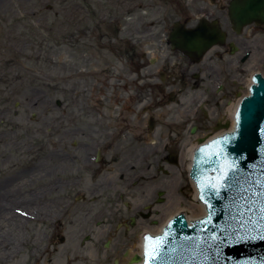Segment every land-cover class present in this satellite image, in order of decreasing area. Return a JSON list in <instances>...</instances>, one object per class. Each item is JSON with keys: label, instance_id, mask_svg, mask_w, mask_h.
<instances>
[{"label": "flooded vegetation", "instance_id": "1", "mask_svg": "<svg viewBox=\"0 0 264 264\" xmlns=\"http://www.w3.org/2000/svg\"><path fill=\"white\" fill-rule=\"evenodd\" d=\"M263 1L258 0L259 8L245 9V0H182L162 15L161 23L144 24L161 26L163 33L152 37L164 34L170 57L157 62L125 52L127 68L120 76L107 72V78L81 69L79 83L86 88L93 80L91 91L53 98L45 106L51 115L46 127L40 122V101L19 100L10 113H24L25 122L33 123L32 132L26 127V138L7 139L8 114L0 111V165L7 170L0 182L8 191L0 215V250L18 254L25 248L24 234L32 232L40 234L41 246L31 250L26 264H131L139 260L140 239L145 257L146 236H161L181 214L188 218V210L178 205L186 189H193L195 155L202 145L189 167L192 143L229 128L230 101L250 93L258 74L264 77ZM118 5L122 14L109 20L102 14V21L126 18L125 0ZM87 15L71 17L81 36L87 34ZM196 29L209 38L216 35L204 53L172 42L176 34L182 38ZM117 78L128 88L108 91ZM168 208L181 212L167 218ZM161 224L159 233L146 231Z\"/></svg>", "mask_w": 264, "mask_h": 264}, {"label": "rangeland", "instance_id": "2", "mask_svg": "<svg viewBox=\"0 0 264 264\" xmlns=\"http://www.w3.org/2000/svg\"><path fill=\"white\" fill-rule=\"evenodd\" d=\"M113 1L115 3H112ZM119 1L0 0V5L6 6L0 9V102L7 103L5 106L0 105V111L8 114V140L14 137L26 138V127L30 126L29 132H32L33 123L25 122L24 113H19L17 117H12L10 113L16 108L14 106L19 100L31 101L35 98L40 101V122L46 127L51 122V115H47L45 106L53 98L63 99L71 93L81 94L86 92L85 89L91 91L93 80L86 88L84 84L79 83L81 69L86 74L107 78V72L120 76L122 69L127 68L123 60V57H126L125 52L133 53L139 58L155 57L157 62L167 55L170 57L164 34L160 39L152 37L161 34V31L163 33L161 26H149L152 30L147 31L146 28L149 27L144 24L156 19L161 23L162 15L168 10L171 11L174 5L177 6L182 0H125L127 9H130L126 18L122 20L121 17L122 21H108L109 17L120 15ZM76 3H79L80 7L74 12ZM166 4H169L170 8L164 7ZM81 5H84V9ZM77 13L86 17L87 14L90 15L84 22L86 27L89 26L85 36L77 33L72 22V15ZM102 14L108 17V23L102 21L105 20ZM127 39L129 43L124 44ZM132 75L138 76L135 66H132ZM123 84L124 81L121 82L119 78L114 79L108 84L107 90L116 89L114 86L120 91L128 88L122 86ZM96 86L104 87L99 83H96ZM60 117L61 115H58L56 119ZM13 154L16 155V149ZM3 167L0 165V180L7 174ZM186 182L185 180L184 183ZM2 186L0 182V207L3 212L2 205L7 202L4 197L8 191ZM183 198L178 207L186 211L191 210L187 195ZM29 234H24L25 248L16 255H13V251L10 255L7 254L9 259L4 255L7 260L0 256V264H26V257L31 254V250L41 246V241L38 240L40 234L35 237L32 232ZM102 261L104 262V259Z\"/></svg>", "mask_w": 264, "mask_h": 264}, {"label": "water", "instance_id": "3", "mask_svg": "<svg viewBox=\"0 0 264 264\" xmlns=\"http://www.w3.org/2000/svg\"><path fill=\"white\" fill-rule=\"evenodd\" d=\"M254 4L257 8L261 7L258 0H245L244 7L249 9ZM181 37L176 34L172 38L174 45L182 50L198 49L202 53L216 41V35L209 38L201 29L182 34ZM255 80L256 85L252 86L251 95H248L247 90L239 96L248 95L238 109L236 129L229 134L215 137L208 145L203 144L195 155L192 175L198 186L204 184L203 194L206 198L209 181L214 183L215 177L220 175L218 169L230 168L235 164L240 171L236 175L232 190L223 191L222 199L214 196L209 198L213 205L209 209L212 214L210 224L202 225L197 221L189 226L183 216L175 218L170 228L161 235L164 239L157 246V255L152 264H264V241L239 243L231 237L232 230L238 227L233 217H237L238 206L242 203L237 199L240 189L253 185L255 181L264 180V78L258 75ZM230 102L237 103L236 100ZM192 187V191L187 188L185 193L196 205L202 207L201 199L194 196L197 193L196 187ZM200 191L202 194L201 188ZM187 213L191 221L202 219L203 216H199L195 210ZM225 232L229 233L233 241L231 244L213 238V233L220 237ZM255 234L252 232V235ZM206 241L208 247H205ZM136 253L140 255L139 260L131 264L142 263L144 259L142 252ZM144 264H148V253Z\"/></svg>", "mask_w": 264, "mask_h": 264}, {"label": "snow or ice", "instance_id": "4", "mask_svg": "<svg viewBox=\"0 0 264 264\" xmlns=\"http://www.w3.org/2000/svg\"><path fill=\"white\" fill-rule=\"evenodd\" d=\"M220 175L215 177V182L209 181L207 185L208 198L203 194L204 184L199 187L202 190L201 201L209 208L212 209L213 205L209 202V198L216 197L222 199L223 191H231L236 180V175L240 169L235 165L223 167L218 169ZM237 199L242 203L238 206L237 217H233L238 227L234 228L231 232V237L235 238V242L247 243L253 240L264 241V180L255 181L253 185L247 188L240 189ZM212 222V214L209 212L208 216L199 221L202 225H207ZM247 225V226H246ZM194 227V226H193ZM255 232V235H252ZM213 238L218 239L219 242H226L231 244L233 241L229 237V233L225 232L222 236L216 237L213 233ZM162 236H153L149 234L145 237L146 249L148 253V264L157 255V246L163 241ZM207 241L205 247H208Z\"/></svg>", "mask_w": 264, "mask_h": 264}, {"label": "bare ground", "instance_id": "5", "mask_svg": "<svg viewBox=\"0 0 264 264\" xmlns=\"http://www.w3.org/2000/svg\"><path fill=\"white\" fill-rule=\"evenodd\" d=\"M248 84L250 83V81L248 80V82H247ZM241 98L242 97H238L237 98V103L236 104H232L231 102H230V104L228 105V107H227V109H226V112L228 113V115H229V117L231 118V125L229 126V128L228 127H225V128H219V130L218 131H216V132H214L213 133V135H210V136H208V138H205V139H203L201 142H193L192 143V145H191V147H190V149H189V151H188V156H189V163H188V166L189 167H191L190 165H191V162H192V158L194 157L193 155H195V150L198 148V146H199V144H201V145H205V144H209V141H211L212 139H214L215 137H218L219 135H221V134H223L225 131H229V130H232V131H234L235 129H236V120H235V116L237 115V111H238V109H239V107H240V105L242 104V102H243V100H242V102L240 101L241 100ZM241 102V103H240ZM197 152V151H196ZM193 160H194V158H193ZM174 171H175V174L177 175L178 174V170L175 168L174 169ZM192 185H194V187H196V190H197V193H196V195H194L195 197H197V198H199V199H201L200 197V187L197 185V183L195 182V181H193V183H192ZM172 198L174 199V200H176V197L175 196H172ZM2 199V195H0V200ZM189 207H190V209L191 210H195L196 211V213L199 215V216H202V215H206L207 214V211H208V209H207V207H206V205L203 203L202 204V207H199L198 205H196L195 203H194V201H192L191 199H190V201H189ZM167 210V212H168V216H167V218H170L172 215H174L175 213H178V212H181V210H172L171 208H168V209H166ZM190 211V210H189ZM4 213H2V209H1V207H0V215H3ZM166 218V219H167ZM163 224V223H162ZM162 224L161 225H158V226H155L154 228H152L151 230L150 229H147L146 231H152L153 233H159L161 230V226H162ZM14 224H10V226H13ZM6 243H7V241H6ZM14 244H15V242H14ZM141 248H142V242H141V239L139 240V249H138V251L141 253ZM11 251L12 250H10V249H8V250H6L5 249V251H1L0 250V255L2 254L3 256L5 255H7V254H9V253H11ZM136 252V251H135ZM136 264H140V263H136Z\"/></svg>", "mask_w": 264, "mask_h": 264}]
</instances>
